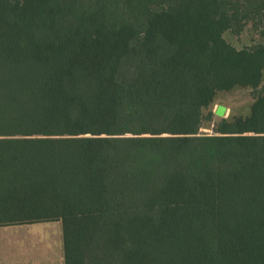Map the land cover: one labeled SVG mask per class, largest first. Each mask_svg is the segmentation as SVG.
<instances>
[{
	"label": "trees",
	"instance_id": "trees-1",
	"mask_svg": "<svg viewBox=\"0 0 264 264\" xmlns=\"http://www.w3.org/2000/svg\"><path fill=\"white\" fill-rule=\"evenodd\" d=\"M249 22L264 0H0V226L61 221L66 264H264ZM237 86L251 114L199 135Z\"/></svg>",
	"mask_w": 264,
	"mask_h": 264
},
{
	"label": "crops",
	"instance_id": "crops-1",
	"mask_svg": "<svg viewBox=\"0 0 264 264\" xmlns=\"http://www.w3.org/2000/svg\"><path fill=\"white\" fill-rule=\"evenodd\" d=\"M0 264H66L61 221L0 226Z\"/></svg>",
	"mask_w": 264,
	"mask_h": 264
},
{
	"label": "rangeland",
	"instance_id": "rangeland-1",
	"mask_svg": "<svg viewBox=\"0 0 264 264\" xmlns=\"http://www.w3.org/2000/svg\"><path fill=\"white\" fill-rule=\"evenodd\" d=\"M224 39L238 50L254 47L258 44L264 45V23L249 22L241 33L225 32ZM262 87L264 88V76L260 88ZM257 95L258 90L242 86L217 93L213 104L204 110L199 135H215L217 124L223 119L232 120L249 116Z\"/></svg>",
	"mask_w": 264,
	"mask_h": 264
}]
</instances>
